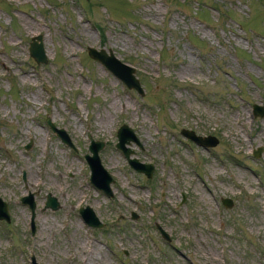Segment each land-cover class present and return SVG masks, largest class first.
Wrapping results in <instances>:
<instances>
[{"label":"rangeland","instance_id":"374dc122","mask_svg":"<svg viewBox=\"0 0 264 264\" xmlns=\"http://www.w3.org/2000/svg\"><path fill=\"white\" fill-rule=\"evenodd\" d=\"M35 35L44 64L27 52ZM87 47L132 67L142 95ZM253 105L264 111V0H0V264H264ZM119 125L149 178L114 147ZM87 135L103 142L109 197L89 181ZM86 206L101 227L79 216Z\"/></svg>","mask_w":264,"mask_h":264},{"label":"water","instance_id":"95a60500","mask_svg":"<svg viewBox=\"0 0 264 264\" xmlns=\"http://www.w3.org/2000/svg\"><path fill=\"white\" fill-rule=\"evenodd\" d=\"M41 35H35L30 38V41L27 46L28 55L34 60L36 64H44L46 62L45 54L42 48L41 43ZM86 53L89 58L99 62L103 65L105 69H107L112 75H114L121 83L125 85L126 88H132L136 91L137 94L142 95V90L139 86V81L137 77L134 76V69L128 66L125 63H122L117 58H115L110 51L108 54L105 53L103 49L95 50L91 47L86 48ZM259 108L256 105L252 106V115L255 116H263L264 111L258 113ZM263 110V109H261ZM255 111V112H254ZM47 126L55 134L59 140L73 148L66 133L61 128H56L48 119L45 120ZM180 134L186 139L192 141L196 145L202 147L214 146L217 143V139L211 135L200 136L196 135L193 131L188 129H181ZM89 139L88 151L90 155L84 154V159L87 160V165L90 170L89 181L96 188L105 193L108 197L110 196L109 183L112 182V178L109 176L107 171L101 166L98 151L102 149L103 142L98 140L90 139L89 135H87ZM116 143L114 147L119 149L126 160L129 167L133 168L135 171L140 172L145 175V177L149 178L152 172V166L149 163H142L137 161L135 158L130 157L131 150L128 149L125 145L129 144L130 141H136L133 136L131 130L126 125H119L115 132ZM30 143H27L24 148L27 149ZM263 147H258L252 150V156L254 158H258ZM221 204L228 208L231 206V201L228 198H221ZM20 202L23 204H27L29 208L32 210L34 205L31 200V194L20 197ZM43 208H49L51 210H55L58 208V204L54 197L49 194L45 196V202ZM77 211L79 216L82 218L84 222L93 227H101V223L97 221L96 217L93 215L92 211L89 207H78ZM135 217V215H133ZM0 219H4L8 221V209L5 202H3L0 198ZM159 229V228H158ZM160 235L164 236L167 239L166 234H164L161 229H159Z\"/></svg>","mask_w":264,"mask_h":264},{"label":"bare ground","instance_id":"6f19581e","mask_svg":"<svg viewBox=\"0 0 264 264\" xmlns=\"http://www.w3.org/2000/svg\"><path fill=\"white\" fill-rule=\"evenodd\" d=\"M85 162H86V164H87L88 161L85 160ZM87 166H88V165H87ZM89 171H90V170H89ZM81 251L83 252V249H82V248L80 249V252H81ZM97 251L99 252V250H97ZM82 252H81V253H82Z\"/></svg>","mask_w":264,"mask_h":264},{"label":"trees","instance_id":"16d2710c","mask_svg":"<svg viewBox=\"0 0 264 264\" xmlns=\"http://www.w3.org/2000/svg\"><path fill=\"white\" fill-rule=\"evenodd\" d=\"M100 34H101V32H100Z\"/></svg>","mask_w":264,"mask_h":264}]
</instances>
